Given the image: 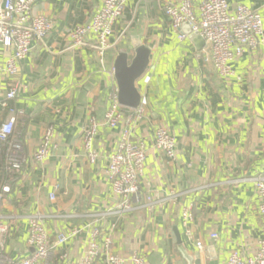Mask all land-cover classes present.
Masks as SVG:
<instances>
[{
	"label": "crops",
	"instance_id": "1",
	"mask_svg": "<svg viewBox=\"0 0 264 264\" xmlns=\"http://www.w3.org/2000/svg\"><path fill=\"white\" fill-rule=\"evenodd\" d=\"M177 1L127 0L103 62L93 34L78 48H72L69 39L75 26L90 21L102 0H38L33 13L49 17L53 28L45 38L32 41L16 78L4 71L13 50L0 44V101L10 85H18L7 107L0 102V124L15 114L14 133L24 158L19 171L6 170L5 160L0 164V185L10 189L0 208V224L7 227L4 252L10 259L21 260L33 252L28 225L29 216L36 213L43 216L51 241L73 227L81 230L35 264H74L94 225L102 232L99 242L111 235L112 250L124 264H134L132 254L143 257L144 264H189L187 258L198 260L195 254L200 264H224L234 251L241 257L255 254L263 235L260 200L250 182L235 180L264 174V0H227L231 10L238 4L256 10L263 29V41L231 62L229 77L204 61L205 41L178 38L163 9L166 2ZM194 10L198 13L196 2ZM132 38L151 48L149 65L137 82L146 117L132 136L146 147L141 199L150 196L155 203L136 208L110 230L112 217L95 221L90 215L118 201L106 170L122 122L111 128L103 117L109 94L117 89L114 58L122 48L132 56ZM90 115L100 123L93 163L81 141ZM158 124L175 138L173 159L154 146ZM48 125L53 127L50 151L36 162L33 153ZM172 193L178 196L169 198ZM189 206L191 219L185 226L182 211ZM94 264L106 263L99 256Z\"/></svg>",
	"mask_w": 264,
	"mask_h": 264
},
{
	"label": "built area",
	"instance_id": "2",
	"mask_svg": "<svg viewBox=\"0 0 264 264\" xmlns=\"http://www.w3.org/2000/svg\"><path fill=\"white\" fill-rule=\"evenodd\" d=\"M38 0H2L0 3V44L11 47L13 52L5 62L4 71L11 78H16L19 62L23 60L31 49L33 40L45 38L52 30L53 23L42 13H33V6ZM127 0H102L87 23L79 24L70 32V46L78 48L85 44V36L93 34L94 48L101 62L107 49L111 47L110 37L114 25L122 16ZM197 3L198 13L194 6ZM164 13L169 18L171 26L178 31L180 40L189 37V34L200 35L207 49L203 59L210 62L216 72L222 77L233 74L231 62L247 50L255 49L263 41L262 17L256 11L244 4H238L231 10L227 0H178L166 2ZM187 23L190 32L185 33L181 26ZM17 84H12L4 92L1 105L8 106V101L15 98ZM13 113V108H9ZM146 109L141 95L140 104L136 108H126L118 101L117 89L109 94V105L104 113L103 124L116 127L122 122V130L114 151L109 155L107 178L112 192L118 197L116 205L106 211L91 214L95 221L110 216L113 222L110 230L117 227L119 220L138 207H151L155 201L146 196L143 202L139 180L142 175L146 147L142 140L135 139L132 132L137 123L146 116ZM15 114L0 124V152L5 154V169L10 172L19 171L24 160L22 144L15 135ZM100 123L96 117L90 115L82 132V148L89 160L93 163L98 158L93 141L98 132ZM52 125L43 130L39 145L33 153L36 162L43 161L49 154ZM154 146L167 157H175L176 141L174 136L162 125L158 124L153 131ZM235 181L250 182L259 197L258 212L263 219V235L257 241V250L254 255L241 257L236 251L232 252L224 264H264V174L243 175ZM9 185H0V208L3 197L9 192ZM54 194L50 195L53 198ZM172 193L169 198L177 197ZM43 216L32 214L29 216L28 243L34 247L33 252L24 259L12 260L4 252L7 227L0 224V264H35L40 260H47L55 247L64 244L78 234L81 228L73 227L57 235L51 241L43 224ZM183 224L186 226L191 219L190 206L182 211ZM90 226V225H87ZM101 229L94 225L89 230L87 247L81 258L74 264H94L102 256L106 264H124L125 259L112 250L113 241L110 234L99 242ZM187 234L190 232L187 230ZM212 238L216 234H210ZM198 249L202 243L197 241ZM130 260L134 264H144L143 257L132 254Z\"/></svg>",
	"mask_w": 264,
	"mask_h": 264
},
{
	"label": "water",
	"instance_id": "3",
	"mask_svg": "<svg viewBox=\"0 0 264 264\" xmlns=\"http://www.w3.org/2000/svg\"><path fill=\"white\" fill-rule=\"evenodd\" d=\"M181 30L190 32V26L184 23ZM195 42L204 43V39L198 34H189ZM132 56L126 48L119 49L113 63L114 77L117 84V95L120 105L126 108H136L141 101V93L138 90L137 82L145 73L151 55V48L136 38L131 41ZM180 242V238H178ZM196 259L187 258L189 264H200L199 254H195Z\"/></svg>",
	"mask_w": 264,
	"mask_h": 264
},
{
	"label": "trees",
	"instance_id": "4",
	"mask_svg": "<svg viewBox=\"0 0 264 264\" xmlns=\"http://www.w3.org/2000/svg\"><path fill=\"white\" fill-rule=\"evenodd\" d=\"M3 160H5V154H4V151L2 150L0 152V164L4 166Z\"/></svg>",
	"mask_w": 264,
	"mask_h": 264
}]
</instances>
